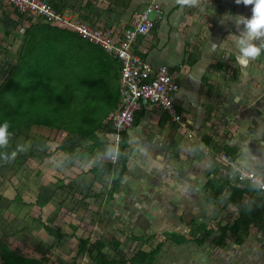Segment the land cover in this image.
<instances>
[{
	"label": "crops",
	"instance_id": "0c3cea01",
	"mask_svg": "<svg viewBox=\"0 0 264 264\" xmlns=\"http://www.w3.org/2000/svg\"><path fill=\"white\" fill-rule=\"evenodd\" d=\"M44 1L58 12H68L74 20L108 31L116 40L121 39L127 30L133 29L132 16L136 11L154 2L162 8V18L155 23L149 36L137 39L134 49L154 68L166 66L170 69L180 85L174 101L183 114V122L176 123L159 106L142 103L141 109L136 113V123L122 133L125 134L124 156L127 157L128 172L119 191H131L128 201L139 202L142 207H166L165 210L183 207V210L175 213L185 214L186 217L194 213L189 221L211 222L222 217L234 219L235 214L231 212L236 207H230L229 211L221 210L213 188L209 186L215 174H218L215 161L217 150L213 146L221 145L239 163L264 178V54L251 60L247 67L241 66L236 57L239 52L237 38L243 33V25L237 27L228 18L222 21V17L230 13L250 18L251 6L237 5L235 0H197L193 6L179 5L176 0H78L77 6L72 5L71 0ZM17 13L19 12L13 7L0 1V31L5 34L1 37H11L14 42L19 38L23 46L27 29L32 24L27 21L29 17L23 15L21 18V13ZM152 17L155 18V14ZM10 19L20 21L7 29L6 21ZM25 21L29 24H23ZM33 25L39 39L37 43H42L41 31H57L48 32L46 40L50 43L58 37L74 43L79 36L72 29L49 26L40 19ZM3 29L11 34L7 35ZM70 31L74 35L67 33ZM108 56L112 55L108 53ZM18 58L19 54L15 63ZM34 128H43L41 134L45 136L40 135V139H34L41 144L44 141L41 139L54 132L46 127ZM60 136V142L55 141L56 143H61L67 134ZM99 136L102 142H108V146L113 147L112 135ZM79 142L83 145L85 140ZM55 146L58 147V144ZM81 148V145L75 151L67 148L71 151L70 154L56 148L52 151L54 153L50 152L45 157L55 160L61 158L63 162L65 158L76 161L85 157L79 155L85 150L79 151ZM98 151L101 149L96 152ZM50 165L46 166L50 168ZM222 173L224 172L219 170V174ZM80 175L86 179L85 172L74 174L70 170L64 181L65 185L70 184V178L79 179ZM107 176L105 172L98 171L93 173V180H90L99 182L108 190L110 184L105 185L102 181ZM99 191L100 189L95 190ZM138 192H142V195ZM34 203L38 216L33 222L43 228V222L47 224L43 214L48 205L40 208L36 205V200ZM243 206L247 207L245 204ZM182 215L177 216L176 225L188 224L189 221H180ZM165 218H168L167 214ZM254 230L258 231L257 228ZM45 235L46 245H34L37 256L29 257L45 258L48 264H70L77 260V239L67 236L58 240L47 233ZM249 235H256L255 248L261 251L263 245L260 235H264V231L251 232ZM157 241L158 244L160 240ZM57 242H63L65 248L57 246ZM194 246L192 242L179 246L173 244L170 250L164 248L155 264H188L195 253ZM53 249L56 254H50ZM232 249L237 252L239 246L234 244ZM11 250L16 252L12 247ZM17 253L21 255L20 251ZM105 254L108 260H117L110 259ZM88 255L91 260L89 264H97L91 259L97 255L95 251L92 256H79L81 258L77 260V264L81 259L84 262ZM122 257L124 256L121 254L119 258ZM241 261L236 255L228 256L227 253L215 264H241Z\"/></svg>",
	"mask_w": 264,
	"mask_h": 264
},
{
	"label": "trees",
	"instance_id": "16d2710c",
	"mask_svg": "<svg viewBox=\"0 0 264 264\" xmlns=\"http://www.w3.org/2000/svg\"><path fill=\"white\" fill-rule=\"evenodd\" d=\"M19 17L22 18L23 15L19 14ZM28 21L32 22L29 19ZM48 32L57 33V31H41L42 43H37L39 39L34 32V25L27 29L19 58L0 85V124H3L5 120L8 121L9 139H16L23 133H30L35 126L46 127L58 135L67 134L57 147V150L67 154L71 153L67 148L75 151L80 147L77 141L89 140V146L79 155H93L99 149L104 152L101 159L103 167L94 166L91 171L93 173L102 171L108 174L112 187L110 186L107 195L114 199L128 172L127 157L124 156L125 134H122L118 150L108 146V142H102L99 134L112 132L113 112L121 100L122 63L116 59L115 55L109 53L112 56H108V52L100 45L79 36L74 43L72 40L70 42L60 37L50 43L46 40ZM67 33L74 35L71 31ZM136 121L135 117V123ZM106 145L111 149L108 150ZM213 147L217 152L223 148L221 145ZM226 152L229 153L228 150ZM115 153L116 160L111 161ZM105 157H109L110 160L108 158L103 162ZM215 161L218 174H215L209 186L213 188L216 202L220 204L219 208L229 211L228 209L234 206L237 215L234 219L222 217L213 219L214 221L211 222L192 219L188 222V227L191 228L188 235L191 239L186 237L187 234L177 231L169 236V240L165 238V234L168 233L165 231L162 235L163 239L159 241L156 248L148 251L139 248L131 258L124 256L119 260H108L103 253L105 248L119 250L131 240L148 243L150 240H156V234H151L146 239L118 229L119 237L114 236L109 242L99 238L92 244L91 235L87 238L76 236L80 227L75 224H70L72 233H64L61 227H54L44 222L43 229L48 235L58 240L65 239L67 236L76 238L79 242L77 255L92 256L95 251L97 255L92 258L97 264H155L168 241L177 246L192 242L195 244L196 248L193 249L195 253L188 264H215L229 253L233 244L239 247L245 246L249 238L253 236L249 234L254 232V229L264 231V205H260L261 202L255 195V191L247 183L240 184L233 181L227 169L219 174L221 169L218 167L216 158ZM103 188L106 187L103 186ZM3 200L4 197L0 193V208ZM11 202L25 205V201L19 194ZM49 202L50 198L44 193L37 195L38 207L44 208ZM244 204L247 207H244ZM0 264L48 263L45 258L35 259L20 255L11 250L9 245L0 241Z\"/></svg>",
	"mask_w": 264,
	"mask_h": 264
},
{
	"label": "rangeland",
	"instance_id": "374dc122",
	"mask_svg": "<svg viewBox=\"0 0 264 264\" xmlns=\"http://www.w3.org/2000/svg\"><path fill=\"white\" fill-rule=\"evenodd\" d=\"M71 1L72 5H78V0ZM30 19L33 20L30 25L39 20ZM19 21L14 22L12 19L6 21L7 29L13 24L19 23ZM23 24L29 23L25 21ZM3 30L5 31V29ZM5 32L7 33V31ZM9 34L11 33H7V35ZM1 35L5 34L0 31V85L5 80L10 68L15 64V58L20 53L22 46L19 38H16L14 42L11 37H1ZM261 42L257 41L256 43ZM42 131L43 128L37 130L33 128L30 133H23L22 136L16 139H9L7 147L3 148L0 153V193L4 197L0 208V241L9 245L10 249L12 247L16 249V252L20 251L21 254L34 257L37 256L34 245L38 243L37 246L46 245V232L43 231L40 224L33 222L38 216V209L34 207V202L39 193H44L51 200L44 210L43 215L45 217L41 214L48 225L58 226L61 227L63 232L72 233L73 230L70 224L75 223L76 226L80 227L76 236L87 238L91 235L92 244L99 238L109 242L112 237H119L120 232L117 231L118 229L119 231L120 229L124 230L130 235L133 234L146 239L149 235L156 234V240H150L148 243L131 240L121 246L118 251L116 250L117 252L113 248H105V253L110 259L118 260L121 254L130 257L139 248H143L145 251L154 249L157 240L161 241L163 239L162 235L165 231H168L165 234L167 239L177 231L187 234L186 237L190 238L188 234L191 228L188 227V224L176 225L177 216L182 214L179 215L175 212L183 210V207H170L167 210H165L166 207H142L139 202L137 204L128 201V197L132 192L127 189H124L121 193L119 191L115 198L111 199L107 195L109 188L112 187L109 177L102 180L103 183L110 184L111 187L109 186L108 190L103 188L99 182L90 180H93L91 169L94 166H102L103 151H98L76 161H72V159L68 161L65 158L63 162L59 157L56 160L47 158L45 156L57 148L55 145L58 143L55 141L60 142L59 139L62 136L52 132V135L48 134L45 139H41L44 140L41 144L38 143L40 141L36 142L34 139H40V135H43L41 134ZM77 143L82 147L79 151L87 148L90 144L86 140L83 145L79 141ZM18 147H22L24 151L18 152ZM107 149L110 150L111 148L107 147ZM13 152H17V155L14 159H11ZM4 155L9 157L7 161L2 158ZM108 158L105 157L103 162ZM46 165H50V168ZM70 170L74 174L85 172L87 174L86 179L83 175H80L79 179L70 178L72 183L65 185L64 181ZM100 178L102 179L101 175ZM96 189H100V191L95 192ZM94 192L99 195H95ZM138 193L142 195V192ZM17 194L23 198L25 205L11 202L14 201ZM160 212L164 214H159ZM232 213L235 216L237 215L234 210H232ZM165 214L168 215L169 219L165 218ZM192 216H194V213L189 214L188 217L183 214L180 221L187 223ZM254 232L258 231L254 230ZM260 237L264 238V235H260ZM262 238L261 245H263V249L261 251L255 248L257 241L256 235H254L249 238V242L245 246L239 247L237 252L231 249L228 256L236 255L237 258L244 261V263L241 261V264H264V239ZM56 244L62 249L65 248L63 242H57ZM92 244L90 246L91 251L93 250ZM172 246L173 244L168 241L167 245L163 247V251L165 249L170 250ZM50 254H56V251L53 249ZM79 258L81 257L78 256L77 260ZM77 260L70 264H77ZM178 260L179 258H177ZM89 261L91 262L88 255L84 262L81 259L78 264H89Z\"/></svg>",
	"mask_w": 264,
	"mask_h": 264
},
{
	"label": "built area",
	"instance_id": "2783aa9c",
	"mask_svg": "<svg viewBox=\"0 0 264 264\" xmlns=\"http://www.w3.org/2000/svg\"><path fill=\"white\" fill-rule=\"evenodd\" d=\"M13 7L22 15L34 18H44L53 26L67 27L74 30L80 37L100 45L106 52L115 55L122 63L121 100L113 113L114 137L118 150L121 135L134 126L137 111L142 103L159 106L178 124L183 122L181 114L175 105L174 96L180 90V85L166 66L154 68L135 52L139 37L149 36L155 23L162 18V8L151 3L136 11L132 16L133 29L127 30L123 37L116 40L111 33L91 26L81 20H74L68 12H58L44 0H0ZM155 14V18L152 17ZM116 160V153L111 158ZM218 166L222 171L229 172V177L240 184L247 183L255 191L261 205H264V178L246 168L223 148L216 154Z\"/></svg>",
	"mask_w": 264,
	"mask_h": 264
},
{
	"label": "clouds",
	"instance_id": "9594fccd",
	"mask_svg": "<svg viewBox=\"0 0 264 264\" xmlns=\"http://www.w3.org/2000/svg\"><path fill=\"white\" fill-rule=\"evenodd\" d=\"M176 2L179 5L193 6L197 3V0H176ZM235 3L237 5L243 4L244 6H251V17L248 18L242 15L233 16L229 13L222 17V21L224 18H228L229 20H232L237 27L243 25V33L237 38L239 43V52L236 59L241 66L247 67L251 60L257 59L264 54V0H235ZM35 19H40L49 24L44 18L34 17V20ZM29 20L31 19L29 18ZM257 41L262 42L257 44ZM9 127L10 125L7 120H5L3 124H0V149L7 147L9 143ZM111 128H113V126H111ZM111 133L112 132H102V134L110 135ZM111 143H114L113 147H115L116 142L113 136ZM23 151L24 149L22 147H18V152ZM16 155L17 152H13L11 154V159H14ZM2 158L5 159V161L9 159L7 155H4ZM189 239H191V236Z\"/></svg>",
	"mask_w": 264,
	"mask_h": 264
}]
</instances>
